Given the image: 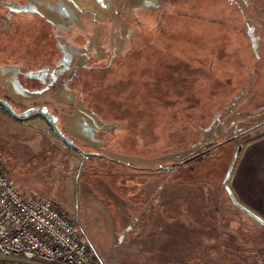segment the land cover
I'll return each instance as SVG.
<instances>
[{"label":"rangeland","instance_id":"374dc122","mask_svg":"<svg viewBox=\"0 0 264 264\" xmlns=\"http://www.w3.org/2000/svg\"><path fill=\"white\" fill-rule=\"evenodd\" d=\"M0 100L91 155L0 109V170L101 264H264L222 183L264 132V0H0Z\"/></svg>","mask_w":264,"mask_h":264},{"label":"built area","instance_id":"2783aa9c","mask_svg":"<svg viewBox=\"0 0 264 264\" xmlns=\"http://www.w3.org/2000/svg\"><path fill=\"white\" fill-rule=\"evenodd\" d=\"M0 264H101L78 225L0 170Z\"/></svg>","mask_w":264,"mask_h":264},{"label":"crops","instance_id":"0c3cea01","mask_svg":"<svg viewBox=\"0 0 264 264\" xmlns=\"http://www.w3.org/2000/svg\"><path fill=\"white\" fill-rule=\"evenodd\" d=\"M244 153L245 163L232 172L230 191L236 200H240L238 202L242 201L264 221V141L259 152L247 147ZM256 159L259 160V165L254 164Z\"/></svg>","mask_w":264,"mask_h":264},{"label":"water","instance_id":"95a60500","mask_svg":"<svg viewBox=\"0 0 264 264\" xmlns=\"http://www.w3.org/2000/svg\"><path fill=\"white\" fill-rule=\"evenodd\" d=\"M0 109L3 110L4 112H6L10 117H12L15 120H24V119H28L32 116H39L41 118H43L47 124V126L49 127V129L51 130V132L53 133V135L63 144L65 145L67 148L71 149L72 151L78 153L80 156H82L83 158H88L89 154H84L82 153L76 146H74L70 141H68L62 134L61 132L58 130V128L56 127V119L55 117H53L51 114L48 113L47 109L45 107H41V108H31L28 110H25L22 113H15L12 111V109L10 108V106L4 102L0 100ZM264 136V132L259 133L258 135H255L253 137L247 138L245 140H242V142L240 144L237 145L231 162L224 174L223 177V186H224V191L230 201V203L236 207L237 209H239L241 212H243L245 215H247L249 218H251L252 220L256 221L258 224H260L263 228H264V221L258 217L257 215H255L254 213H252L251 211H249L248 209H246L245 207H243L241 204H239L234 196L232 195L229 187L227 186V182L229 180V177L234 169L235 163L237 161L240 149L242 147V145ZM220 144H218L219 146ZM95 156V155H93ZM97 156V155H96ZM171 167H168V169H170Z\"/></svg>","mask_w":264,"mask_h":264},{"label":"trees","instance_id":"16d2710c","mask_svg":"<svg viewBox=\"0 0 264 264\" xmlns=\"http://www.w3.org/2000/svg\"><path fill=\"white\" fill-rule=\"evenodd\" d=\"M50 130V129H49ZM51 131V130H50ZM53 134V133H52ZM214 147V145L213 146H210V148H208L207 150H210L211 148H213ZM206 150V151H207ZM206 151H204V152H206ZM203 152V153H204ZM203 153H200L199 155H196V156H193V157H191V158H189V159H187V161H184V162H189V161H191V160H194V159H197V158H199ZM184 162H182V163H184ZM182 163H180V164H182Z\"/></svg>","mask_w":264,"mask_h":264},{"label":"flooded vegetation","instance_id":"af4514ba","mask_svg":"<svg viewBox=\"0 0 264 264\" xmlns=\"http://www.w3.org/2000/svg\"><path fill=\"white\" fill-rule=\"evenodd\" d=\"M231 138H232V140H233V141L235 142V144H236V141L233 139V137H231ZM241 142H242V141H241ZM237 145H238V144H236V147H237Z\"/></svg>","mask_w":264,"mask_h":264}]
</instances>
